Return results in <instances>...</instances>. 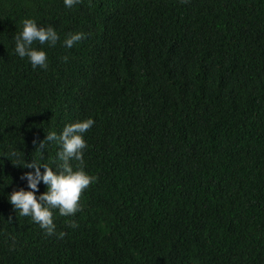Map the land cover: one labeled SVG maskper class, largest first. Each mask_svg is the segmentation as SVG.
I'll return each mask as SVG.
<instances>
[{"label": "trees", "instance_id": "trees-1", "mask_svg": "<svg viewBox=\"0 0 264 264\" xmlns=\"http://www.w3.org/2000/svg\"><path fill=\"white\" fill-rule=\"evenodd\" d=\"M25 18L60 36L47 70L14 51ZM88 118L97 180L49 236L7 154L55 168L39 143ZM0 264H264V0H0Z\"/></svg>", "mask_w": 264, "mask_h": 264}, {"label": "clouds", "instance_id": "clouds-1", "mask_svg": "<svg viewBox=\"0 0 264 264\" xmlns=\"http://www.w3.org/2000/svg\"><path fill=\"white\" fill-rule=\"evenodd\" d=\"M63 3L66 8L71 9L81 3V0H63ZM84 38L86 34L83 32L69 33L62 43L65 47L72 48ZM14 41V51L20 58L27 57L33 69L47 70L49 63L46 51L33 45L38 42L40 45L55 47L60 41V36L53 27L45 28L39 26L35 19L25 18L21 30L14 36ZM64 60L67 62L68 57L65 56ZM94 124L95 121L88 118L65 125L59 135L55 131L47 133L46 139L39 143V149H44L46 142H54L60 146L56 154L59 163L55 168L37 163L35 160L25 161L15 150L7 154L12 163L13 159L16 160V166L34 169L21 177L27 181L30 190L21 188L13 191L8 197L10 203L20 216L31 217L32 221L49 236L56 234L54 211L58 210L59 215L65 217L74 216L81 211L82 193L97 180L96 176L85 171L84 160V153L88 147L84 134ZM73 162H77L75 166ZM41 182L47 186V191L37 196ZM76 226L74 222L70 224V227ZM64 235V232H60L59 238H63Z\"/></svg>", "mask_w": 264, "mask_h": 264}]
</instances>
